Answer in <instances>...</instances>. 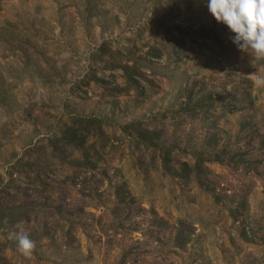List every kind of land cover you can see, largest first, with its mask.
<instances>
[{
	"label": "rangeland",
	"instance_id": "obj_1",
	"mask_svg": "<svg viewBox=\"0 0 264 264\" xmlns=\"http://www.w3.org/2000/svg\"><path fill=\"white\" fill-rule=\"evenodd\" d=\"M201 28L219 39L200 38ZM231 37L205 0H0V198L36 203L29 221L0 228V264H264V60ZM125 65L135 68L138 87L114 93L125 87ZM246 80L253 106L230 114ZM189 94L212 96L213 108L181 115ZM75 117L102 122L88 141L101 170L58 190L73 169L50 157L49 141ZM134 122L160 130L180 162L207 158L215 139L257 169L207 164L217 203L196 183L164 175L158 155L125 132ZM20 162H39L41 179ZM123 182L131 207L115 198ZM245 195L247 240L228 210L232 196L236 204ZM50 205L64 210L54 215ZM21 229L35 243L30 257L8 238Z\"/></svg>",
	"mask_w": 264,
	"mask_h": 264
},
{
	"label": "trees",
	"instance_id": "obj_2",
	"mask_svg": "<svg viewBox=\"0 0 264 264\" xmlns=\"http://www.w3.org/2000/svg\"><path fill=\"white\" fill-rule=\"evenodd\" d=\"M228 31L231 36L234 35V33H232L229 28ZM199 36L200 38L208 40L219 39L212 30L207 28H201V30H199ZM149 54L151 55V58L154 59H158L160 57V54L157 53V50H153V52L151 50L148 55ZM121 69L123 70V76L126 83L124 88L115 86L112 92L118 94L125 90L128 91L138 87V81L135 79L138 74L136 73L135 68L125 65ZM94 80L99 84H103V80L96 79L95 77ZM246 84L247 87L244 89L242 94L243 98L228 104V111L230 114L252 108L253 100L251 99L250 93L252 84L248 80H246ZM214 102L215 100L212 96L197 100L192 96V94H189L186 104H183L181 107V115L183 114L185 117L190 119L197 118L198 116L204 115V113H208L213 108ZM101 124L102 122L96 118L84 119L75 117L71 120L69 125L65 126L64 130L59 136H55L49 141L50 157L62 164L66 162L67 165L73 169L72 176L67 177L69 181L66 178L64 182H59L56 184L58 185L56 189L60 190L63 188V185L66 187V183H69L70 185H77L76 176H94L100 172L102 158L99 153L95 151L94 147L88 144V141L92 136L95 135V133L101 135ZM126 129H130L129 133L134 135V138L138 144H140L146 150H151L154 157H156V154L158 155L156 158L160 162V166L164 175L178 178L185 183H196L200 190L211 194L217 203H221L222 196L220 197L216 193V186L213 182L214 176L208 169L207 164L218 163L227 165L233 169L240 168L247 172L255 171V169H257V162L248 161V155L246 153L234 154L230 156V154L227 153L224 148L218 149V141L215 139L209 142L212 150L209 156L204 158L200 154H192L193 164L190 165L186 162H180L176 160L175 154L177 149L174 146H166L164 144L163 133L160 130H149L141 122L129 124L124 128L125 132L127 131ZM211 142L214 144H211ZM39 164V162H20L18 166L24 173L34 174L38 181L43 175L42 168ZM100 175L107 177L105 170H103ZM115 189V198L118 205L123 207H131L135 204V198L132 197L128 191V187L125 182L121 183ZM6 197L13 199V197L10 198L9 195L5 196V198ZM234 197L235 196H232L229 202L233 205L228 208L229 216L234 223L241 224V235L243 239L247 240V229L249 227L247 196L245 195L244 197H241V200L236 204L235 202L233 203L234 200H232ZM24 203L25 202L16 206H9L8 202H4L0 198V228H5L7 225H17L22 223L24 220L29 221L28 208L31 207L34 209L36 203ZM23 207L26 208L24 209ZM48 208L53 212L54 215L61 214L64 210L63 205H57L55 207L50 205ZM181 226H183V224H181ZM187 244L188 239H184L182 233L181 237L175 238L176 248L182 250ZM125 257L126 255L124 258Z\"/></svg>",
	"mask_w": 264,
	"mask_h": 264
},
{
	"label": "clouds",
	"instance_id": "obj_3",
	"mask_svg": "<svg viewBox=\"0 0 264 264\" xmlns=\"http://www.w3.org/2000/svg\"><path fill=\"white\" fill-rule=\"evenodd\" d=\"M208 11L217 22L225 24L234 35L232 43L255 60H264V0H205ZM260 83V81H257ZM17 250L30 257L35 243L21 229L9 234Z\"/></svg>",
	"mask_w": 264,
	"mask_h": 264
}]
</instances>
